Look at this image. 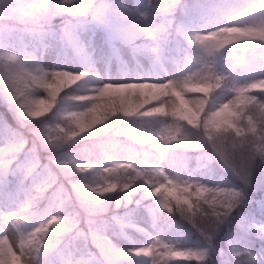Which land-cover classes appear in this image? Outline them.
<instances>
[{
    "label": "snow or ice",
    "instance_id": "obj_1",
    "mask_svg": "<svg viewBox=\"0 0 264 264\" xmlns=\"http://www.w3.org/2000/svg\"><path fill=\"white\" fill-rule=\"evenodd\" d=\"M178 4L179 0H149L150 12L139 15L98 6L94 0H61L55 6L36 0L21 11L23 31L40 48L50 44L53 18L69 13L84 23L111 21L124 40L145 53L156 52L149 42L183 36L197 55L183 63L177 78L145 77L89 90L87 72L33 68L12 51L0 50L3 101L18 124L16 129L5 125L0 180L11 186L40 177L26 190L23 209L7 214L10 227L0 235V264H38L42 251L55 250L68 237L85 249L91 244L104 264H113L125 254L103 233L107 205L116 197L119 206L138 184L150 188L159 206L191 225L203 242L202 250L189 251L179 250L170 239H155L131 250L142 264H172L173 258L188 264H264V224L245 225L241 217L226 251L216 240L222 226L235 219V210L251 203L253 175L264 169V0L202 10L201 15L215 13L230 21L203 33L190 24H175ZM14 29L0 27L5 32ZM56 39L83 51L71 22ZM225 50L231 52V71L259 68L261 77L239 84L217 71V54ZM155 63H160L158 56ZM71 89L75 91L69 94ZM121 135L147 145V150L135 151L113 139ZM93 140L97 143L85 144L73 156L71 146ZM196 147L205 150L208 162L218 160L232 172L243 188H210L183 180L178 173L170 175L162 167L178 151ZM22 155L26 160L21 161ZM53 188L58 195H48ZM42 204L53 214L25 232L22 217ZM75 264L87 261L81 258Z\"/></svg>",
    "mask_w": 264,
    "mask_h": 264
},
{
    "label": "rangeland",
    "instance_id": "obj_2",
    "mask_svg": "<svg viewBox=\"0 0 264 264\" xmlns=\"http://www.w3.org/2000/svg\"><path fill=\"white\" fill-rule=\"evenodd\" d=\"M251 0H218L215 5H231L241 6L250 3ZM98 6H105L111 10L119 8L127 9L130 12L144 15L150 12L149 0H94ZM206 9L214 6L212 1L208 2ZM205 9V10H206ZM152 21L158 18L150 16ZM75 26L76 34L80 41V47L83 51L80 52L76 47L67 40L59 41L56 38L61 35L67 23L60 27L59 33H55V38L50 41L48 47H37L31 37L19 29H14L10 32L0 30V50H9L18 55L25 63L33 68H40L44 70L65 69L69 71L81 72L79 61L88 62V73L91 80H96L93 86H88L87 89L99 87L103 83L110 82H128L130 80H140L145 77L153 79H172L181 75L180 68L183 67L185 55L180 54V49L185 43L194 49V55H197L196 49L183 36H177L171 42L176 46V52L170 51L168 45L164 42H149L148 47L155 48V54H147L149 60L141 56L138 51L134 49L132 44L124 40L116 30L115 25L109 21L105 23H84L81 18L74 17L70 21ZM69 23V22H68ZM223 16H217L215 13L206 14L204 16H196L189 23L193 30L201 33L216 30L220 26L229 24ZM58 33V34H57ZM228 50L217 54L215 66L217 71L224 73L226 76L232 77L237 83L244 84L250 82L255 78L261 77L262 73L257 68L255 71H239L234 72L230 70V59L222 60L219 57L224 55ZM262 55V53L260 54ZM160 58V63H155L156 57ZM192 57V59L195 58ZM43 95V93H39ZM3 118L0 117V143L8 136V131ZM123 138L133 141L130 136ZM124 147L130 148L125 144L120 143ZM27 156L22 155L21 161L26 160ZM205 155L196 157L194 167L192 170L184 174L181 170L180 160L177 158H169L163 162L162 167L168 174L178 173L180 178L194 183H203L210 188L216 187H233L237 190L243 188L241 182L233 181L228 177L220 178L217 181L210 182L205 179L208 173L203 171L208 168L210 163L206 161ZM211 160L210 162L214 161ZM217 161L222 168L224 166ZM225 169V168H224ZM227 170V169H225ZM229 171V170H227ZM260 177L252 179L250 197L251 203L241 205L237 211H245L242 217L245 225L249 223L264 224V169H259ZM236 178V177H235ZM40 179L39 176H34L30 182L35 184ZM6 183L0 180V235L5 234L8 227L7 214L10 211L19 213L26 203V191L19 190L17 200L8 198L5 190ZM55 195H58L56 193ZM54 195V196H55ZM129 199L126 197L125 199ZM246 206V207H245ZM249 211V209H253ZM255 212L256 216L251 213ZM53 214V210L48 207L44 213H38L35 210L25 214L22 218L25 220L22 229L25 232L34 230L40 223L46 221L49 216ZM242 214V213H241ZM240 214V215H241ZM116 220L121 221L117 224ZM236 226V225H235ZM178 226L169 225L165 220L161 209L155 208L148 214L144 212L135 213L132 216L123 219L120 216L114 217L111 221L105 223L103 229L104 235L111 241L112 245L119 252L125 255L113 264H142L141 258L132 257L130 252L137 246H147L155 239L167 238L172 240L174 245L179 250L200 251L203 248L201 239L195 241H188L180 243L178 241ZM222 230L218 235L217 243L221 240ZM233 228L228 230L223 237L224 246L219 247L223 250L228 248V240L232 237ZM234 246H239L234 245ZM48 252L42 251L38 258V264H47L45 256ZM61 254L60 262L55 264H75L81 258L87 261V264H104V260L100 257L98 250L88 245L85 249L79 242H73L70 239L65 246L59 250ZM90 253L92 255H90ZM94 256L95 258H92ZM172 264H188L181 258H173Z\"/></svg>",
    "mask_w": 264,
    "mask_h": 264
},
{
    "label": "trees",
    "instance_id": "obj_3",
    "mask_svg": "<svg viewBox=\"0 0 264 264\" xmlns=\"http://www.w3.org/2000/svg\"><path fill=\"white\" fill-rule=\"evenodd\" d=\"M212 1L213 5L217 3L218 0H179V4L176 6L175 11L173 13V19L176 25H185L187 23H190L192 19L196 16H204L201 15L202 10H205L208 6V2ZM61 3V0H49L50 6H55L56 4ZM74 19L73 16H71L69 13H61L56 15L51 24V30L49 34V40L53 39V31L59 32L60 27L70 22ZM184 41L183 47L180 49V54L185 55L186 58L184 59V62L186 60L192 59L194 57V50L192 47L188 46ZM167 45H169V48L171 52H174L176 50V46L169 41L165 42ZM256 55L259 57L260 53L257 52ZM231 56L230 50H228L224 55L221 56L222 60H228ZM79 65L81 68V72H87L88 73V62L86 61H79ZM89 74V73H88ZM96 80H90L89 83H87L86 87L93 86L95 84ZM74 89L69 90V94L74 92ZM3 90L2 87H0V117L3 118V121L7 125L8 128L16 129L18 128L17 120L13 114L12 111H9L8 107L4 104L3 101ZM46 118V117H44ZM28 135V133H25ZM114 140H116L119 143L125 144L126 146L132 148L135 151H145L147 150V145H141L135 141H129L122 136L119 137H113ZM97 143V141L93 140L90 142H81L80 144H76L71 146L70 151L75 156L79 150L85 145V144H92ZM205 155L207 158L206 161H208L207 154L204 149L200 147L192 148V149H184L178 151L176 154L177 158L180 160L181 163V170L184 174H186L188 171L192 170L194 167V160L198 155ZM258 168L256 172L253 175V178L260 177V173ZM55 171V169H54ZM207 175V180L210 182H214L219 180L223 177H228L229 179H232L233 181L240 182L237 178H235V175L225 170L220 166V164L217 161H212L211 165L205 170ZM63 182V181H62ZM65 183V187H66ZM6 191L8 192V195L10 199L15 200L17 198V193L20 189H24L25 191L30 187L28 182H25L23 184H18L13 182L11 186L6 184ZM56 193L55 188H53L48 195L54 196ZM125 196L129 199L126 201L125 199L121 200V203L119 206L116 204V197L112 198L108 205H107V211L105 212L106 221H109L113 219L114 217L120 215L122 218H128L134 213L137 212H144L149 213L154 208L161 209L163 216L165 220L172 225L179 226L178 231V239L179 242H187V241H194L201 239L199 236V233L195 231L189 225L187 222H184L180 220V218L176 215L167 213L164 209H162L159 206V201L157 197H154L151 195V189L147 186H140L139 184L135 186V189L133 191H130L129 193L125 194ZM75 200L73 201V204L75 205ZM246 207V206H245ZM47 209L46 205H40L39 208L35 209L39 213H43ZM244 214L245 211H237L233 213V217L235 219H231L228 223H226L224 226H222V236L221 240L219 241L220 246H224L223 237L226 234V232L230 229H234L236 222L240 216V214ZM81 220L83 221V213H80ZM81 227H85L83 222L81 223ZM71 237L65 238L55 250H51V252L47 253L45 256V262L47 264H55L60 262L61 254L59 253V250L62 249L65 244L70 240ZM218 240V236L216 238ZM215 259H218L216 257ZM193 264H196V262H193Z\"/></svg>",
    "mask_w": 264,
    "mask_h": 264
},
{
    "label": "clouds",
    "instance_id": "obj_4",
    "mask_svg": "<svg viewBox=\"0 0 264 264\" xmlns=\"http://www.w3.org/2000/svg\"><path fill=\"white\" fill-rule=\"evenodd\" d=\"M36 0H0V27L5 25L23 31L25 24L21 11Z\"/></svg>",
    "mask_w": 264,
    "mask_h": 264
}]
</instances>
